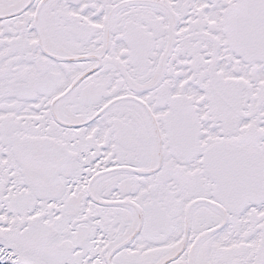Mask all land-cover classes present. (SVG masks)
Wrapping results in <instances>:
<instances>
[{"label":"snow or ice","instance_id":"6c2138e0","mask_svg":"<svg viewBox=\"0 0 264 264\" xmlns=\"http://www.w3.org/2000/svg\"><path fill=\"white\" fill-rule=\"evenodd\" d=\"M0 264H264V0H0Z\"/></svg>","mask_w":264,"mask_h":264}]
</instances>
